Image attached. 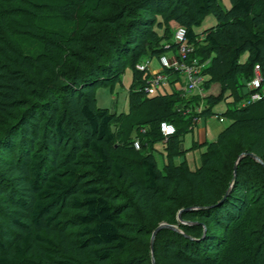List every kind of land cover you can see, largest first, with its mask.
Wrapping results in <instances>:
<instances>
[{"label": "trees", "instance_id": "trees-1", "mask_svg": "<svg viewBox=\"0 0 264 264\" xmlns=\"http://www.w3.org/2000/svg\"><path fill=\"white\" fill-rule=\"evenodd\" d=\"M226 1L0 0V264H264V97L226 107L215 139L189 147H203L196 167L173 159L192 117L246 95L255 64L264 84V0ZM207 13L215 23L194 32ZM170 21L216 94L182 96L175 75L142 91L134 65L173 46ZM125 68L128 112L97 107L94 88ZM162 120L174 133L158 167ZM124 122L137 134L122 138ZM159 221L176 229L156 230L150 251Z\"/></svg>", "mask_w": 264, "mask_h": 264}, {"label": "built area", "instance_id": "built-area-1", "mask_svg": "<svg viewBox=\"0 0 264 264\" xmlns=\"http://www.w3.org/2000/svg\"><path fill=\"white\" fill-rule=\"evenodd\" d=\"M170 41L173 43L171 47L169 43H165L166 51L155 57L156 68L149 65V59L140 61L134 65V68L147 74L142 85V91L146 94H153L156 90H168V80L171 75H175L173 87L178 90L180 95H192L193 91L199 97H203V88L201 86L203 76L201 75L202 65L197 63L195 59L190 58L193 46L186 36L185 28L176 26L173 28ZM253 75L245 82L247 89L246 95L237 102V108L245 107L264 97V84H262V76L258 65L252 68ZM202 108L201 104L193 105V110L198 112ZM190 111L187 107L184 113ZM216 116V115H215ZM218 121L221 118L216 116ZM198 117H192L195 123ZM158 130L161 140L164 142L168 136L174 133V126L171 122L162 120L158 123ZM139 132L143 133L144 128H139ZM132 146L137 149L139 147V139L137 136L132 139Z\"/></svg>", "mask_w": 264, "mask_h": 264}, {"label": "rangeland", "instance_id": "rangeland-1", "mask_svg": "<svg viewBox=\"0 0 264 264\" xmlns=\"http://www.w3.org/2000/svg\"><path fill=\"white\" fill-rule=\"evenodd\" d=\"M223 3L225 6L228 5L226 0H223ZM214 23H215V20H214L212 14L207 13L206 15H204V17L202 18L199 25L193 27V31L196 33L200 32L204 28L211 26ZM169 26H170V31L172 33V30L174 28V24L172 23V21L169 22ZM170 37H171V35H170ZM245 58H246V52H243L240 54L238 60H239V62H243L245 60ZM151 63H153V59H151ZM130 79H131V69L125 68L123 70L122 74L120 75L119 81H117L111 88L108 84H101V85L96 86L94 88L95 105L97 107L106 108L110 113L126 114L128 112L126 93H127V88L130 84ZM208 88H210V90L213 93H216L218 91V83L213 82L209 85ZM165 90H166V88H165ZM244 90L247 91L246 87L244 88ZM192 94H195V91H193ZM226 94H227V91L224 92L223 96H225ZM230 100H231V97H223V99H220L218 102H216L215 104H213L211 106L210 110H211L212 114L205 116V117H199L198 118L199 123H205L204 127H205V138H206L205 141L206 142L214 140L216 137V134L231 121L232 114H230V113L229 114H223L225 112V109L227 106L229 108H237V103L226 104V102H230ZM215 115L220 117L221 121H218L216 119ZM121 125H122L121 127L117 126V129L119 130L122 138L132 137V136L137 134L136 131L130 126V123L124 122ZM192 133L194 136L195 129H192V131H185L183 134L180 135V137H179L180 141L178 143L179 149L182 150L184 147L189 146ZM162 142L163 141L161 140V142L154 143L153 149H152V154L154 156V159H155L158 167H161L162 163L164 162V156H162V154H161V153H163ZM197 148H199V147H196V150H197ZM193 149H195V148H193ZM196 150L194 151V155H195L196 160H197V158H198L197 155H199V154H196L197 153ZM199 152H201V151L199 150L198 153ZM184 154H185V152L183 153V155L181 154V155L175 156L173 158L174 161L180 162L184 158L185 161L187 160L186 163H189L188 167L190 169H193L194 165L192 162V160H193L192 156L190 154H186V157H185ZM198 164H199V161H198ZM141 224H142V222H141ZM165 224L171 225V224H168L164 221H159L156 223L154 228L149 227V229H151V230H150V233L148 235V238H146V239L150 240V242H149L150 251H151L152 240H153V237L155 234V232L153 234H152V232L154 231V229L156 227L161 226V225H165ZM171 226H173V229H176L175 225H171ZM132 238L133 239H131V244L133 243L134 245H140V238H138L135 234L132 235ZM146 239H145V241H146Z\"/></svg>", "mask_w": 264, "mask_h": 264}, {"label": "crops", "instance_id": "crops-1", "mask_svg": "<svg viewBox=\"0 0 264 264\" xmlns=\"http://www.w3.org/2000/svg\"><path fill=\"white\" fill-rule=\"evenodd\" d=\"M153 59V63H151V59H149V65H150V67H152V68H156V62H155V60H154V58H152ZM217 93V92H216ZM216 93H213L211 90H210V88H208L207 90H203V95L202 96H204V95H207V94H212V95H214V94H216ZM204 124L205 123H199L198 122V120L195 122V123H193L192 124V126H191V129L189 130V131H192V129H195V134H194V136H193V133H192V135H191V139H190V143H189V146L188 147H184L182 150H184L185 149V154H184V156L186 157V154H190L191 156H192V158H193V160H192V162H193V165H194V167L198 164V161H199V155H197V160H196V157H195V155H194V151L196 150V148L195 149H190L189 150V147L193 144V143H197V144H201L202 142H204L205 141V127H204ZM203 150V147H199V148H197V153L196 154H199L198 153V151L200 150V151H202ZM181 150V149H180ZM187 161V160H186ZM188 164V166H189V163H187Z\"/></svg>", "mask_w": 264, "mask_h": 264}, {"label": "water", "instance_id": "water-1", "mask_svg": "<svg viewBox=\"0 0 264 264\" xmlns=\"http://www.w3.org/2000/svg\"><path fill=\"white\" fill-rule=\"evenodd\" d=\"M160 227H167V228H169V229H173V226H171V225H161V226H158V227H156L155 229H154V231L152 232V234L158 229V228H160Z\"/></svg>", "mask_w": 264, "mask_h": 264}]
</instances>
